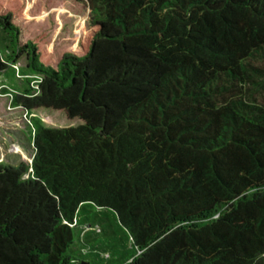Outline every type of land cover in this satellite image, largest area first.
Segmentation results:
<instances>
[{
  "label": "trees",
  "instance_id": "trees-1",
  "mask_svg": "<svg viewBox=\"0 0 264 264\" xmlns=\"http://www.w3.org/2000/svg\"><path fill=\"white\" fill-rule=\"evenodd\" d=\"M0 28L23 108L80 120L0 163V264H264V0H0Z\"/></svg>",
  "mask_w": 264,
  "mask_h": 264
},
{
  "label": "rangeland",
  "instance_id": "rangeland-1",
  "mask_svg": "<svg viewBox=\"0 0 264 264\" xmlns=\"http://www.w3.org/2000/svg\"><path fill=\"white\" fill-rule=\"evenodd\" d=\"M44 20L43 22L51 20L53 23L48 38L54 47L68 45L70 48H75L88 27L86 16L67 17L61 10L49 16L48 20ZM11 47L13 48V45L8 34L0 28V55L6 57L12 50ZM23 73L21 64L9 66L5 71L0 72V163L3 164H30L32 156L29 145L32 131L30 117L39 119L47 127L74 126L80 123L78 118H68L62 111L42 107H35L29 111L23 108L26 105V98L29 97L25 90L31 86L35 88L34 85H28ZM15 96L19 97L17 102ZM115 228L116 238L125 239L124 232L118 227ZM121 244L119 240L118 245Z\"/></svg>",
  "mask_w": 264,
  "mask_h": 264
},
{
  "label": "water",
  "instance_id": "water-1",
  "mask_svg": "<svg viewBox=\"0 0 264 264\" xmlns=\"http://www.w3.org/2000/svg\"><path fill=\"white\" fill-rule=\"evenodd\" d=\"M80 264H88V263H84V262H82V263H80Z\"/></svg>",
  "mask_w": 264,
  "mask_h": 264
},
{
  "label": "built area",
  "instance_id": "built-area-1",
  "mask_svg": "<svg viewBox=\"0 0 264 264\" xmlns=\"http://www.w3.org/2000/svg\"><path fill=\"white\" fill-rule=\"evenodd\" d=\"M20 76V75H19ZM33 85V84H32ZM34 86H35V84H34Z\"/></svg>",
  "mask_w": 264,
  "mask_h": 264
}]
</instances>
